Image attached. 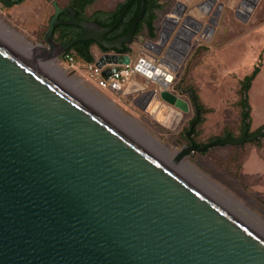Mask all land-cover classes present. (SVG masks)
Wrapping results in <instances>:
<instances>
[{
  "label": "water",
  "instance_id": "obj_1",
  "mask_svg": "<svg viewBox=\"0 0 264 264\" xmlns=\"http://www.w3.org/2000/svg\"><path fill=\"white\" fill-rule=\"evenodd\" d=\"M139 1L130 28L114 39L105 38L113 26L80 19L55 1L44 44L23 53L0 37V264H264V228L177 164L194 151L255 141L264 129L248 136L243 123L240 136L191 142L169 158L39 64L54 62L77 41L121 51L143 15ZM61 13L81 30L64 42L54 35ZM173 14L165 20L174 27L182 10ZM200 26L184 18L167 51L181 40L177 63ZM168 36L160 35L159 44ZM129 61L128 53L107 52L95 65ZM136 70L160 85L163 101L188 111L169 82ZM189 93L194 119L187 137L201 111Z\"/></svg>",
  "mask_w": 264,
  "mask_h": 264
},
{
  "label": "rangeland",
  "instance_id": "obj_2",
  "mask_svg": "<svg viewBox=\"0 0 264 264\" xmlns=\"http://www.w3.org/2000/svg\"><path fill=\"white\" fill-rule=\"evenodd\" d=\"M58 1L68 4V0ZM121 1L95 0L85 9V15L95 10L111 9ZM158 1L163 6L156 10L155 37H149L146 31L141 32L127 44L130 48L128 54L132 61L137 62L145 50L154 63L150 60L145 62L153 66V78H160L161 73L164 76L171 74L167 88L189 103L187 112L163 101L159 97L160 85L140 73L131 80L138 90L124 93L98 86L90 77V67L86 68L81 61L74 62L72 66L60 55L53 65L66 77L78 82L95 101L109 106L125 126L148 135L160 143L162 150L171 153L191 144L186 135L189 123L194 119L189 90L196 93L203 118L202 122L194 125L195 133L190 135L192 142L204 145L229 133L233 137L240 136V81L254 66H258L259 72L247 93L251 106L249 131L254 132L264 125V0H251L250 3L248 0H213L209 2L208 11L200 7L207 0ZM244 1L248 2L247 6ZM28 2L30 6L24 9ZM25 3L9 9L0 5V30L10 32L13 41L29 49L39 43L44 44L43 34L53 7L49 0H28ZM243 3L248 8L246 11ZM174 9L182 10V15L178 16L174 27L170 26L166 42L160 45L164 20L174 15ZM27 11L33 18L26 19ZM186 16L194 18L201 26L177 63L181 53L176 49L172 50L173 53L167 51ZM147 48L159 51V54L155 55ZM91 49L95 50L96 56L100 52L96 45ZM167 62L177 65V68L169 67ZM145 63L143 66L150 69ZM155 102L161 108V117L157 116L158 111L149 110ZM246 159L249 168L243 172L242 165ZM180 161L185 169L197 171L212 188L264 228V136L243 144L216 145L204 151H194Z\"/></svg>",
  "mask_w": 264,
  "mask_h": 264
},
{
  "label": "trees",
  "instance_id": "obj_3",
  "mask_svg": "<svg viewBox=\"0 0 264 264\" xmlns=\"http://www.w3.org/2000/svg\"><path fill=\"white\" fill-rule=\"evenodd\" d=\"M21 1L22 0H20L19 2ZM144 1L145 9L142 17L137 22L134 31V37H136L143 31H146L149 37H155L154 20L156 18V10L161 9L163 5L158 0ZM94 2L95 0H69L68 6L74 9L76 16L80 19L92 20L103 27L113 26L111 31L105 35V38L107 39H114L126 33V31L130 28L132 22L135 20L140 10L139 0H123L122 2L118 3L112 10H96L90 15H85V9ZM0 3L5 7H9L15 4L16 2H13L12 0H0ZM58 18L61 20V22L54 28L56 41H68L74 38L81 31L79 27L72 24H66L64 22V20L66 19V14H60ZM93 45H97L99 49L103 52L110 51V49H105L99 44H96L93 40H86L75 42L69 49L62 53V56L64 57V55L68 54L73 58L75 62L81 61L85 64H93L95 61L94 55L91 51ZM113 51L119 53H129L130 48L129 45H124L121 51ZM258 72L259 67L254 66L251 72L245 75L240 81L238 102L240 107L241 133L244 129V126L242 125L243 123H246V127L248 128L249 132L251 106L248 101L247 93L251 86V83L257 76ZM198 105L201 108V104L199 103V101ZM202 121L203 118L200 115L199 122ZM195 128L196 126L193 128V133H195ZM262 129H264V125L258 127L254 132H251V134H255L261 131ZM196 144L198 146H202L200 143Z\"/></svg>",
  "mask_w": 264,
  "mask_h": 264
},
{
  "label": "bare ground",
  "instance_id": "obj_4",
  "mask_svg": "<svg viewBox=\"0 0 264 264\" xmlns=\"http://www.w3.org/2000/svg\"><path fill=\"white\" fill-rule=\"evenodd\" d=\"M246 6L248 5L246 2H245ZM243 6L245 7V11L248 9L244 3H243ZM202 9V8H201ZM176 10V9H174ZM203 11H205L204 9H202ZM172 17H176L175 15H173ZM170 20V19H168ZM168 20H165L164 23H167ZM2 27V26H1ZM4 29V28H3ZM191 30L190 27L186 26V28H184V32L187 33ZM185 33L184 34H181L182 37H185ZM0 37L3 38L4 40H6L7 42H9L10 44H12L14 47H16L17 49H19L20 51H22L23 53L25 52H28V48H22L20 47L19 44H17L15 41H13L12 39V36H11V33L10 32H7V31H4L2 32L0 30ZM181 40L178 39V42H180ZM178 42L175 43V46H177ZM41 64L43 67H45L46 69H48L50 72H52L54 75H56L57 77H59L61 80H63L64 82H66L68 85H70L72 88H74L75 90H77L79 93H81L83 96H85L86 98H88L90 101H92L93 103H95L97 106H99L101 109H103L104 111L106 110V112L108 114H110L112 117H114L115 119H117L119 122H121L122 120H119L121 119L119 117V115L115 112H112L113 110H111V108L107 105H102L100 102H97L95 101L93 98H91L88 94H87V91L84 90L82 88L81 85L78 84V82H75L73 81L72 79L66 77L64 75V73L62 71L59 70V68L55 65H53V60H49V61H46L45 63H39ZM147 66L150 67L149 70H146L150 73L151 76H153L152 74V67L153 66H150L149 64H147ZM176 65H173V68H175ZM162 74V73H161ZM161 74H160V78L159 77H156L154 79H157L158 82L161 83ZM171 77V74L168 75V78L166 80L165 83L168 82V80L170 79ZM162 84V83H161ZM88 95V96H87ZM105 106V109L102 108ZM159 106L158 102H155V103H152L150 106H149V110L151 112H156V109L157 107ZM158 117H160L159 115H157ZM163 118V117H162ZM169 118V117H168ZM122 123V122H121ZM126 123V122H125ZM123 124V123H122ZM127 127V126H126ZM129 128V127H128ZM130 130H132L133 132H135L137 135H139L141 138H143L144 140H146L148 143H150L151 145H153L155 148H157L159 151H161L162 153H164L166 156H168L169 158L173 157V155L175 154V152L171 153L169 151H164L162 150V146L160 145V143H158V141H154L151 137H149L148 135L144 134V133H141V132H136L135 130H133L132 128H129ZM181 161L177 162V164H179L180 166H182L181 164ZM189 165V164H188ZM183 167V166H182ZM184 168V167H183ZM187 170V169H186ZM189 171V170H188ZM191 172L193 175H195L196 177H198L199 179H201L202 181H204L205 183H207L209 185V182L207 179H205V177L201 176L200 174L197 173V171H189ZM210 186V185H209ZM234 204V203H233ZM235 205V204H234ZM250 217V216H249ZM253 217V216H252ZM251 218V217H250Z\"/></svg>",
  "mask_w": 264,
  "mask_h": 264
},
{
  "label": "built area",
  "instance_id": "obj_5",
  "mask_svg": "<svg viewBox=\"0 0 264 264\" xmlns=\"http://www.w3.org/2000/svg\"><path fill=\"white\" fill-rule=\"evenodd\" d=\"M65 61L69 65H74L73 58L66 54L64 55ZM139 59L137 62L130 61L122 64H109L105 63L102 66L93 65L90 68V77L96 82V84L102 88H108L115 92H133L138 90L135 88L136 85L131 84V78L137 74L136 67L138 66L143 71L146 70L140 63Z\"/></svg>",
  "mask_w": 264,
  "mask_h": 264
},
{
  "label": "flooded vegetation",
  "instance_id": "obj_6",
  "mask_svg": "<svg viewBox=\"0 0 264 264\" xmlns=\"http://www.w3.org/2000/svg\"><path fill=\"white\" fill-rule=\"evenodd\" d=\"M250 1L251 0H248V2L250 3ZM209 2H212L211 0H207V1H205V2H203L202 3V5H200V7L202 8V9H204L205 11H208V9H209ZM244 2H247V1H244ZM248 2H247V4H248ZM172 22L170 21V20H168V22L167 23H164V28H163V30H162V33H161V37H162V39L163 38H165L166 36H168V34H169V30L168 29H170V26L172 25L171 24ZM201 36V35H200ZM177 47V46H176ZM183 48H184V44L180 41V42H178V48H176V50H178V53H181L182 51H183ZM111 51V50H110ZM108 52V51H107ZM171 53H173V51H170ZM148 53L146 52V51H142L141 52V54H140V56H139V58H138V60L140 59L142 62L140 63L142 66H143V63H145V62H147L148 60H150L151 62H152V59L147 55ZM149 61V62H150ZM151 62H150V64H151ZM153 63V62H152ZM154 64V63H153ZM169 67H171V68H173V65L174 64H172V63H170V62H167L166 63ZM145 65H147L146 63H145ZM144 67V66H143ZM145 68V67H144ZM147 70H149L148 68H147ZM168 75L169 74H166V76H164V73L163 74H161V83L162 84H164L165 82H166V80H167V78H168ZM160 108V106H158L157 107V109H156V112H157V115H159L160 117L162 116L161 115V108ZM250 132V131H249ZM247 133V135L248 136H252V135H254V134H251V132L250 133ZM258 133V132H257ZM257 133H255V134H257ZM250 134V135H249ZM188 140H189V142H192V139L190 138V137H188Z\"/></svg>",
  "mask_w": 264,
  "mask_h": 264
},
{
  "label": "crops",
  "instance_id": "obj_7",
  "mask_svg": "<svg viewBox=\"0 0 264 264\" xmlns=\"http://www.w3.org/2000/svg\"><path fill=\"white\" fill-rule=\"evenodd\" d=\"M25 1H28V0H22L21 2H16L15 4H13L12 6H9V7H5V6H3L1 3H0V5H1V7H3V8H5V9H9V8H11V7H13V6H16V5H18V4H23V3H25ZM49 1H51V4H52V1H55L60 7H68V4H66V5H64V4H62L61 2H59L58 0H49ZM122 2V1H121ZM68 3H69V0H68ZM26 5L24 6V9H28L27 7L28 6H30V4H29V2L28 3H25ZM116 6V5H115ZM114 6V7H115ZM52 7H53V5H52ZM113 7V8H114ZM113 8H111V9H108V10H106V11H109V10H112ZM101 10V9H100ZM96 11V10H95ZM94 12V11H93ZM92 12V13H93ZM25 13V12H24ZM53 13H54V7H53V12L48 16V23H49V20H50V18H51V16L53 15ZM31 14V13H30ZM35 14L37 15V12H35ZM61 14H65V13H61ZM36 15H34V16H36ZM60 15V14H59ZM26 19H29L30 18V16H31V18H33V15H29V12L27 11L26 12ZM66 18H67V15H66ZM25 19V18H24ZM25 21H27V20H25ZM25 24H26V22H25ZM38 29V26H37V28L35 29V30H37ZM55 35V34H54ZM55 38H56V36H55ZM96 47L99 49V47L96 45ZM91 51H92V54L94 55V58H95V61H94V63L93 64H84L85 66H86V68H91L94 64H95V62L104 54V53H107V52H103V51H101L100 49H99V54L97 53V56H96V54H95V50H93V49H91ZM109 53L110 52H115V51H113V50H111V51H108ZM98 57V58H97ZM75 62V61H74ZM74 66V65H73ZM82 68V67H81ZM135 75H133L132 76V78L134 77ZM132 78L130 79V80H132ZM249 159V158H248ZM248 159H246L245 161H244V163H243V165H242V168H243V172L245 171V169H247V168H249L248 167V165H247V162H248Z\"/></svg>",
  "mask_w": 264,
  "mask_h": 264
}]
</instances>
